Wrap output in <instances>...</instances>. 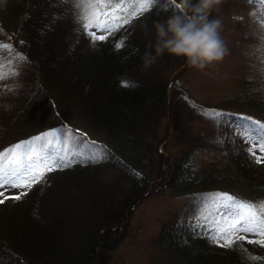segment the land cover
<instances>
[{"label":"trees","instance_id":"1","mask_svg":"<svg viewBox=\"0 0 264 264\" xmlns=\"http://www.w3.org/2000/svg\"><path fill=\"white\" fill-rule=\"evenodd\" d=\"M6 2L12 10H0V45L8 46L0 47V61L11 62L16 70L0 91V106L6 110L3 117L7 120L0 123V138L4 140L6 131L12 135L22 131L24 137L9 145L28 141L50 122L53 125L54 114L59 120L56 125L61 121L76 128L89 138L88 147L100 157L73 162L37 185L32 196L30 193V197L24 195L0 204V254L7 255L6 264H99L106 254L101 248L104 233L123 222L125 209L158 176L153 153L160 147L159 151L166 154L171 139L181 142L186 151L178 159L169 158L164 176L160 174L158 179L163 177L164 186L173 197L198 199L163 226L155 244L161 257L159 264H264V247L259 244L235 242L232 248L225 249L207 234L213 221L224 215L212 210L210 195L228 194L253 204L264 201V164L257 163L256 156L248 151L251 145L240 134V125L245 121L237 119L246 117L264 124V62L258 78L247 79L243 97L213 107L223 113L215 119L216 134L194 135L185 122L180 106L183 101L176 103L170 92L168 70H179L186 61L167 53L156 57L149 68L144 67L143 61L146 51L155 54L149 48L156 39L154 22H163L177 13L179 0H154L146 9L139 7L145 0H114L135 10V15L128 16L129 22L109 34L98 47L87 41L78 22L65 31L58 14L61 0ZM254 2L262 3L260 14L264 17V0L229 3ZM212 18L213 13L209 16ZM8 37H13L15 45L10 46ZM121 41L124 46L117 49L115 44ZM21 55L25 59H18ZM162 68H166L164 73ZM125 81L131 82V86H123ZM171 101L173 128L166 132L163 141L159 127ZM68 103L73 106L67 107ZM32 106L35 114L26 120L22 111ZM38 106L43 110L38 111ZM18 113L22 120H15ZM35 124L40 127L29 133ZM141 130L150 134L144 136ZM210 149L220 164L203 169L196 164V158ZM110 164L118 165L116 168L123 171L120 179L131 185L121 188L113 201L107 199V205L94 206L97 214L88 212L84 219L68 214L52 223L51 217L42 212L43 202L51 197L47 189L55 186L54 180L72 196L74 192L82 193L84 185L93 183L88 168ZM14 209L24 211L10 212ZM36 217L44 222L42 227L36 228ZM245 253L254 259L250 260Z\"/></svg>","mask_w":264,"mask_h":264},{"label":"rangeland","instance_id":"2","mask_svg":"<svg viewBox=\"0 0 264 264\" xmlns=\"http://www.w3.org/2000/svg\"><path fill=\"white\" fill-rule=\"evenodd\" d=\"M229 2L230 0H222V3L211 12V14L213 13V18H219L223 22L220 36L227 49V53L223 59L209 64L204 69L190 67L186 62L179 70H168L171 83L170 92H172L176 103L183 101L180 103V106L185 122L191 130H188L190 134L213 137L216 134L218 124L214 119L210 118L212 116V111L210 110H213V107L225 103L229 99L243 97L242 94L247 79L250 81L256 80L262 71L261 63L264 62V17L260 14L262 3L235 4ZM10 5L6 0H0V10L3 7H9L8 11L11 12L12 8ZM133 12L135 10L132 8L125 9L124 15L131 16ZM76 13L77 9L72 2L63 3L58 9L59 20L65 26V31L73 28V24L77 22ZM80 31L84 33L82 28ZM97 34L100 35V33ZM86 37L92 46L98 47L99 44L106 42V40L96 41L93 44L90 37L88 35ZM12 38L8 37V41L11 43L10 46L15 45V40H12ZM0 62L6 68L16 70L13 68L11 62ZM165 71L166 68L161 69V73ZM11 76L0 80V91L5 89V81L10 80ZM7 92L9 96L10 89ZM17 94L19 95L20 92H17ZM73 102L76 103L74 99ZM66 106L71 107L73 105H69L68 103ZM2 108L0 106V123L3 122L5 124L7 120L3 116L6 115V110ZM34 109L32 106L31 109L28 108L22 111L26 120H29L30 116L35 114ZM42 110L43 107L38 106V111ZM201 110H204L207 115L202 114ZM173 112L174 107L171 101L168 113L165 119L161 121V127H159V137H164L163 141L166 132L169 131L170 133L169 129L173 128L171 119ZM19 114L15 117V120L23 119L22 116L19 118ZM51 116L55 120L53 125L50 122L49 126L44 128L38 135H32L35 138L45 133H51L45 141L37 142L34 145L38 153H43L44 155H47L49 152L54 153L55 150L62 148L66 143L69 148H75L85 155L97 154V151L88 147L90 146L88 137L77 131L76 128L68 126L65 122L60 121L56 125V122L59 121L58 118L54 114H51ZM19 123L21 122L19 121ZM153 124L154 122L151 123L152 126ZM39 127V124H35L29 133H33V130ZM140 132L144 136L150 134V132L144 130ZM10 134V131H6L4 133V140L0 138V152L11 146L9 142L11 143L15 139L23 138V135H25L22 131L16 133V135ZM146 138L155 143V140L151 136H147ZM168 145L169 148L165 150L166 154L164 151H159L160 147L156 148L158 151L153 153L155 171L158 173V176L156 175L152 183H147V188L140 198L125 209L127 214L123 222L114 227V229H110L104 233L101 248L102 250L103 248L106 250V254L103 255L99 264H159L161 257L158 255L159 251L156 249L155 244L160 237L163 226L168 220L174 218L177 213L184 211L193 200L198 199L196 197L175 198L164 186L163 177L158 179L160 174L164 176L167 162L182 157L186 151L185 147L177 139L176 143H174V139L169 140ZM255 156L261 157V163L264 164V153H261L259 148L255 149ZM196 164L203 169H211L219 165L220 161L213 149H210L208 153L202 152L199 154L196 158ZM116 166L118 165L110 164L104 168H88L91 170L89 172L93 177L94 184L91 182V184L84 185L81 188L82 193H79V191L74 192L72 196L63 192L61 184L54 180L55 186L47 189L51 197L46 203L43 202V206H41L42 212L51 217L52 223L68 214H74L78 219L86 218L89 215L88 212L92 213L91 215L97 214V211L93 210L94 206L107 205V199L113 201L118 196L117 193L120 192L121 188L127 189L131 185V182L124 183V180L120 179L119 176L123 174V171L116 168ZM55 171L57 172L59 169L46 173L44 180L46 181L51 175H55ZM139 181V185H141V180ZM44 183H35L30 189L13 188L5 185L0 188V193H3V195H0V200H3V203H7L15 200L14 197L23 192H26L25 196H29L30 193V196H32L36 186ZM75 188H78L77 185ZM211 197L212 202L210 205L212 206V210L214 212H224V201L220 199L221 196L210 195L209 198L211 199ZM16 210L24 211V209H14L10 212ZM33 220L37 223L36 228L44 225V222L39 217ZM239 235L246 236L245 240L236 241L239 243H248V240H255L257 238L252 234L242 232ZM220 243H223V241ZM222 248L227 249L228 247ZM7 260V255L0 254V264H6Z\"/></svg>","mask_w":264,"mask_h":264},{"label":"snow or ice","instance_id":"3","mask_svg":"<svg viewBox=\"0 0 264 264\" xmlns=\"http://www.w3.org/2000/svg\"><path fill=\"white\" fill-rule=\"evenodd\" d=\"M61 2L73 3L77 9V22L93 44L96 41L106 40L109 34L115 33L123 24L129 22V17L124 15L126 6L118 2L114 3L113 0H61ZM153 2L154 0H145V3L140 4L139 7L146 9ZM132 15H135V12ZM123 46V41L115 44L117 49ZM0 47L8 46L0 45ZM8 50L11 51V48L9 47ZM18 59H25V57L21 55ZM10 75H15L14 70L6 68L0 62V80ZM122 85L129 87L131 82L125 81ZM210 111H212L210 118L214 120L223 115L218 110ZM201 112L207 115L204 110ZM237 119L245 121L240 125V134L245 142L251 145L248 151L255 156V149L259 148L260 152L264 153V124L246 117H237ZM50 135L51 133L42 134L0 152V188L8 185L13 188L30 189L35 183L46 182L44 180L46 172L70 167L73 162H82L85 159L94 161L98 158L96 153L85 155L75 148H69L66 143L54 153L49 152L47 155L38 153L34 145L45 141ZM256 162L261 163V157L257 156ZM23 195H26V192L14 199L19 200ZM220 199L224 201V215L221 219L213 221V226L207 233L213 242L221 247L232 248L237 240L246 239V236L239 235L242 232L257 237L256 240H248V243H256L264 247V201L253 204L228 194H221ZM3 202L0 200V203ZM221 241L223 243H220ZM239 247L244 253L242 246ZM247 255L250 260L254 259L250 254Z\"/></svg>","mask_w":264,"mask_h":264},{"label":"clouds","instance_id":"4","mask_svg":"<svg viewBox=\"0 0 264 264\" xmlns=\"http://www.w3.org/2000/svg\"><path fill=\"white\" fill-rule=\"evenodd\" d=\"M222 0H179L178 12L165 21L154 22L156 39L146 51L144 67L149 68L156 57L167 53L183 58L190 67L204 69L209 64L223 59L227 53L221 39L223 22L209 19L212 10Z\"/></svg>","mask_w":264,"mask_h":264}]
</instances>
